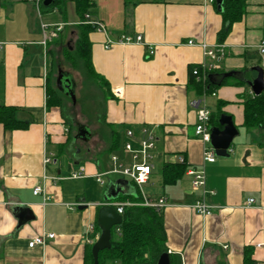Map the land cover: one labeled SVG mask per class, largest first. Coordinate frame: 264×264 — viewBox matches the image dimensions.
Here are the masks:
<instances>
[{
  "label": "crops",
  "instance_id": "0c3cea01",
  "mask_svg": "<svg viewBox=\"0 0 264 264\" xmlns=\"http://www.w3.org/2000/svg\"><path fill=\"white\" fill-rule=\"evenodd\" d=\"M91 1V14L105 23L111 37L143 36L142 43L105 48L104 33L88 34L93 67L109 87L103 133L107 139L100 135L107 150L111 130L119 132L120 146L110 150L106 162L94 147L74 148L79 141H92L89 125L79 123L89 127V141L75 138L79 124L72 135L63 111L47 105V64L51 69L55 49L82 24L75 2L38 10L31 0H0V105L14 107L16 118L25 122L16 129L0 123V264H85L87 246L100 234L95 226L108 184L127 180L120 196L136 201L139 195L127 178L112 175L101 185L96 175L110 169L112 154L125 157L126 130L139 133L142 127L156 136L154 168L143 189L151 198L168 200L162 209L168 252L179 254L183 264H247V255L250 264H264V128L244 125L243 105L246 95H254L248 84L250 68L264 70V0H244L245 14L232 23L222 43L225 57L210 75L221 81L224 73L235 72L209 96L214 106L224 102L222 110L232 116L239 134L229 155H216L215 162L205 164L203 143L195 136L196 110L190 105L197 97L190 68L200 66L205 55L200 45L188 41L221 44L218 32L224 18L217 0ZM70 4L74 18H69ZM42 23L63 26L47 42L46 59ZM150 45L155 46L151 56ZM47 155L52 156L49 163ZM180 157L189 167H205L208 187L214 190L207 197L212 215L192 208L201 193L193 189L187 173L163 185L164 166L179 163ZM81 168L82 177L71 176ZM36 186L42 187L39 195L33 192ZM249 198L255 203L247 205ZM52 232L55 236L45 245L29 247L33 238Z\"/></svg>",
  "mask_w": 264,
  "mask_h": 264
},
{
  "label": "trees",
  "instance_id": "16d2710c",
  "mask_svg": "<svg viewBox=\"0 0 264 264\" xmlns=\"http://www.w3.org/2000/svg\"><path fill=\"white\" fill-rule=\"evenodd\" d=\"M68 0H54L53 3L45 9L64 8ZM75 2L76 12L82 18L86 13H91L93 10V2L91 0H73ZM244 0H224L223 18L224 23L221 30L218 32L219 42L222 44L231 30V25L234 21L239 20L245 14ZM79 34L76 40L75 49H64V55L68 58L71 66L78 69L87 80L93 82L100 88H105V105L107 101V91L109 95V87L107 82L99 76L92 64L91 45L88 39V34L93 30L87 24H79ZM190 68L191 83L195 89L197 96L203 93L204 85L197 81L193 74V69ZM211 75V74H210ZM209 75L207 80V92L211 94L218 87L226 83L228 78L214 81ZM242 84V81L237 82ZM103 90V89H101ZM104 91V90H103ZM59 91L52 86L47 88V105H52V99ZM62 93V92H61ZM67 96V95H66ZM224 102H218L216 110L211 113V125L219 126V118L223 114ZM244 105V125L246 127H262L264 128V91L259 95H246L243 101ZM16 109L12 106L0 105V123H3L6 129L24 128L25 122L16 118ZM63 115H64V110ZM65 116V115H64ZM104 138L103 133H101ZM119 132L111 130L109 150L113 151L120 146L118 139ZM107 139V138H106ZM189 165L185 163H176L166 165L163 169V185L175 183L182 178L188 169ZM120 201L130 199L128 195H122L118 198ZM136 201L141 200V196H135ZM123 222L120 225L114 226L112 229V245L110 248L99 252V264H156L160 255L168 252L166 246L167 234L164 225L162 209L158 210L154 207L142 205L125 206L123 211ZM97 233H100L98 224L95 226ZM93 245L87 246L85 255V264H94L92 254ZM171 264H183L179 254L170 253ZM247 264L251 263L250 257H246ZM223 264V263H222Z\"/></svg>",
  "mask_w": 264,
  "mask_h": 264
},
{
  "label": "built area",
  "instance_id": "2783aa9c",
  "mask_svg": "<svg viewBox=\"0 0 264 264\" xmlns=\"http://www.w3.org/2000/svg\"><path fill=\"white\" fill-rule=\"evenodd\" d=\"M34 1L38 10L41 9L44 0H31ZM213 1V0H209ZM82 24L89 25L93 30L102 32L106 36L105 48H110L115 44H130V43H142L143 36L141 34L131 35L123 34L120 37L113 38L108 33L107 27L104 22L95 18L91 13H86L84 19L81 21ZM41 27L44 33V39L42 41L44 51V58H47L48 45L47 42L52 38L56 37L58 33L62 30V24H48L42 23ZM188 44L200 45L204 49L205 60L200 66H196L193 69V74L197 78V81L204 85V91L201 95L197 96L195 99L190 101V105L195 108L197 114V121L195 124V136L201 140L203 143V162L213 163L216 161V152L211 145V107L207 102V98L210 95L207 92V80L209 75L216 72L220 63L225 57V49L223 44H219L215 47H210L205 43H199L192 40L188 41ZM261 52H264V43L260 45ZM149 55L155 53V46L150 45L148 49ZM46 65V62H45ZM118 95L121 94L120 90L116 92ZM211 95H216L212 92ZM125 142L123 145L125 157H120L117 154H112L110 156L111 167L105 172H101L96 175L97 182L101 185L106 183V178L112 175L121 176L127 178L129 181L133 182L139 191L141 196L140 201H130L125 202H111L120 214H123L125 206H136L142 205L147 207H154L158 210L163 209L168 205V200L165 196H161L157 199L149 197L143 189L144 184H146L150 178L151 172L154 168L153 160L155 157L154 149L156 145V136L148 127H142L138 132L133 128L126 130L125 132ZM52 160L51 155L45 157V163H49ZM180 163H187L184 157L179 158ZM188 164V163H187ZM81 168L80 172H74L71 176L74 178L82 177ZM186 173L192 177V187L194 190H200V197L192 204V208L198 214L203 216H209L213 214V206L208 203L207 197L214 194V190L208 187V178L205 167L202 169L188 167ZM35 195H39L43 192L41 186H36L33 190ZM138 195V196H139ZM49 197H45V200H49ZM255 203V198H249L247 200V205H252ZM264 211V207L262 208ZM91 228L94 227L92 224ZM55 233H45L40 236L33 238L29 242V247H34L36 245H45L47 238H53ZM262 243H257L256 247H261Z\"/></svg>",
  "mask_w": 264,
  "mask_h": 264
},
{
  "label": "water",
  "instance_id": "95a60500",
  "mask_svg": "<svg viewBox=\"0 0 264 264\" xmlns=\"http://www.w3.org/2000/svg\"><path fill=\"white\" fill-rule=\"evenodd\" d=\"M54 0H44L43 5L48 7ZM219 10L224 11V0H217ZM235 72L224 73L222 78L233 76ZM57 86L65 95L72 97L75 100V82L69 72L59 70ZM252 92L259 95L264 91V70L261 66H253L250 68V80L248 81ZM219 126H212L211 130V145L215 149L217 156L229 155V149L232 146L234 138L239 134L232 116L223 113L219 118ZM92 134L86 125L79 124L78 134L75 138H81L89 141ZM127 180H117L110 182L107 190L104 192V204L100 207L97 216V224L100 228V234L92 247L94 264H99V252L108 249L112 245V229L114 226L120 225L123 222V216L117 209L110 204L117 200L122 192L121 185L127 184ZM156 264H171L170 252H164L160 255Z\"/></svg>",
  "mask_w": 264,
  "mask_h": 264
},
{
  "label": "rangeland",
  "instance_id": "374dc122",
  "mask_svg": "<svg viewBox=\"0 0 264 264\" xmlns=\"http://www.w3.org/2000/svg\"><path fill=\"white\" fill-rule=\"evenodd\" d=\"M98 9V8H97ZM68 14L69 18L75 17V11L73 5H68ZM45 20L48 18L45 16ZM79 34V30L76 31L75 34L67 35L65 39V43L63 46H58L55 49L54 60L52 63L51 69H48V64L46 67V74L49 77V86H52L55 89H59L56 84L59 70L69 72L73 80L75 82V100L73 98L64 95L59 90V93L55 95L52 99V105H56L61 110H64V115L67 117L68 125L72 131V135L75 134L77 130V125L79 123H85L89 125L90 129L93 133V139L89 144H85L83 142H77L74 145V148H82L83 151L86 150L87 147H94L97 152H101L100 155L104 162L107 161L109 157L110 150H107V147L104 145V142H101L100 135L101 132L107 131V126L105 125V88H100L93 82L87 80L85 76L76 68L72 67L68 58L64 55V48H70L71 50L75 49L76 38ZM50 68V67H49ZM108 87V86H107ZM103 89V90H101ZM107 91V98H108ZM209 104L213 105L214 99L211 96H208ZM210 105V106H211ZM213 111L216 110V106H211ZM156 164L159 163L157 158L155 160ZM116 177V176H114ZM107 182H108V178Z\"/></svg>",
  "mask_w": 264,
  "mask_h": 264
}]
</instances>
